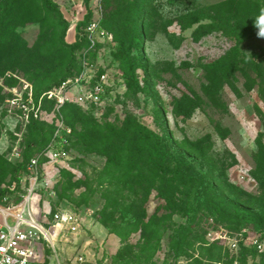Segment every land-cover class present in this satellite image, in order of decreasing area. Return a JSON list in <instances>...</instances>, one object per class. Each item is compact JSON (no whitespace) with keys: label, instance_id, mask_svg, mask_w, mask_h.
I'll return each mask as SVG.
<instances>
[{"label":"rangeland","instance_id":"rangeland-1","mask_svg":"<svg viewBox=\"0 0 264 264\" xmlns=\"http://www.w3.org/2000/svg\"><path fill=\"white\" fill-rule=\"evenodd\" d=\"M54 1L69 23L66 41L73 44L78 40L77 24L87 14L84 0ZM234 1L90 2L91 19H101L114 37L124 43L125 50L115 63L111 53L113 45L105 43L97 49L95 61L109 68L111 75L114 65L120 63L124 71L135 72L140 79L138 89L113 90L110 100L95 108L90 116L98 121H114L133 114L166 137L179 141L185 137L207 138L212 144V155L219 160L214 178L219 183V194L227 196V205L221 204L229 220L224 221L222 214L218 221L212 215L207 216L199 227L206 243L196 242L187 255L180 257L170 248L167 232L162 236L155 264H264V247L251 248L255 240L264 241V37L259 35L257 17L236 12V5L232 6ZM249 1L264 4V0ZM217 3H223L219 15L212 11ZM2 7L5 15L0 18V55L13 54L9 61H0V76L6 84L17 83L19 79L15 76L33 82L36 88L46 84L30 78L27 72L33 69L25 67V61L13 64L16 48L12 41L16 32L26 43L21 51L26 52V48L37 51L35 46L44 44L38 50L42 54L40 69L44 73L56 72L58 76L53 80L59 79L65 71L60 66L63 51L57 46L64 24L58 16L49 18L37 1L32 7L39 21L20 25L16 0H0ZM137 34L141 38L135 43ZM6 97L5 88L0 87V154L4 167L0 172V190L12 182L14 163L7 160L12 145L20 141L24 147L29 140L41 136L34 125L10 109ZM78 120L72 121L74 132L81 131ZM45 127L47 137L51 129ZM105 164V156L71 147L66 159L41 165L33 200L38 219L45 215L47 203L51 205L49 218L61 208H74L83 214L92 212L85 216L80 232L70 235V241L56 237L55 251L43 243L41 264H71L79 256L84 257L79 264H123L117 263L115 257L124 241L105 226L106 231L103 230L95 216L104 200L99 193L91 196L83 185L88 180L96 181ZM66 181L75 184V188L61 205L60 199L50 194L58 192L59 185ZM159 202L153 193L148 203L150 213ZM236 211L244 215L241 223H236ZM9 221L14 223L12 217ZM139 239L140 233H137L128 241L135 244ZM233 239L238 242L236 249L229 247Z\"/></svg>","mask_w":264,"mask_h":264},{"label":"trees","instance_id":"trees-1","mask_svg":"<svg viewBox=\"0 0 264 264\" xmlns=\"http://www.w3.org/2000/svg\"><path fill=\"white\" fill-rule=\"evenodd\" d=\"M37 1L49 18L56 15L64 24L57 46L63 51L60 66L65 72L57 80H53L58 76L56 72L49 70L44 73L40 69L42 54L38 52L44 44H37L35 46L37 51L27 50V48L26 52L21 51V46L26 43L21 41L20 35L16 32L12 41L16 48L13 64L17 65L20 61H25L24 66L33 69L32 72H27L30 78H37L46 83L36 88L35 84L30 81L35 89L36 100L44 92L59 86L66 79L81 72V52L89 46L85 28L93 20L91 19L93 16L90 7L91 0H84L87 14L84 20L77 24L78 40L73 44L68 43L65 32L69 23L54 0H16L17 23L24 25L39 21L36 17V10L32 7ZM222 5L223 3L213 5L212 11L219 15ZM235 5L236 12L243 11L252 17H258L261 9L264 8V4L260 2L252 4L249 0H239V3L235 0L232 6L235 7ZM3 7L0 8V18L5 15ZM101 25L109 30L102 20ZM140 38V34H137L135 43H138ZM114 41L111 53L115 62L125 54V50L123 42L115 37ZM101 45L103 44H98L96 50L90 52L92 58H95L97 49ZM12 55L9 52L0 55V61H9ZM117 66L123 72L127 92L138 89L140 86L138 75L135 72L124 71L120 63ZM54 105L55 101L44 99L45 108L48 107L51 110ZM94 109V107L86 108L71 102L65 103L61 107V112L72 128V121L81 119L78 120L81 131L74 132L73 128L70 148L79 147L80 150H84V153L96 152L106 157L105 167L100 171L98 179L88 180L83 185L90 190L91 196L99 193L104 200L100 212H95L97 221L110 233L118 235L124 241V245L115 257L117 263L155 264L154 258L161 246L162 236L167 232L170 248L179 257L187 255L196 242L206 243L205 238L204 240L201 238L199 227L207 216H214L216 221L219 220V214L225 216L226 211L223 204L227 205V196L219 194V183L214 178L219 168V160L212 155L211 142L204 137L197 140L185 137L180 141L172 136L166 137L144 125L133 114H128L123 119L116 118L114 121H98L90 116ZM30 123L41 136L29 140L24 147L20 143L23 150L22 160L12 162L7 159L14 163L11 170L12 182L0 190V203L3 197L12 193L9 186L13 182H17V190L20 189V181L30 158L46 146L54 132V126L45 121L32 118ZM45 126L51 129L47 137H45ZM3 169V159L0 154V172ZM74 188L75 184L71 181L59 185L60 190L55 191V194L60 199L61 205L65 197L72 194ZM153 193L160 202L150 213L148 203ZM219 196L222 197L220 202ZM176 218L183 221H177ZM227 218L225 216L223 220L226 221ZM234 218L236 223H241L244 215L236 211ZM137 233H140V239L135 244H130L128 240ZM136 247L138 249H135ZM251 248L256 249L257 247L251 246Z\"/></svg>","mask_w":264,"mask_h":264},{"label":"built area","instance_id":"built-area-1","mask_svg":"<svg viewBox=\"0 0 264 264\" xmlns=\"http://www.w3.org/2000/svg\"><path fill=\"white\" fill-rule=\"evenodd\" d=\"M85 32L89 46L81 52V72L44 92L39 99L36 100L34 86L27 79L15 76L19 80L10 86L0 76V86L7 92L6 104L12 111L18 112V116L27 122L34 118L54 126L50 141L30 158L20 181V189L17 190V182H13L9 186L12 193L3 197L0 203V264H41L44 261L40 249L43 243L51 245L55 251L57 236L66 242L70 241V235L80 232L85 216L92 215L91 211L83 214L74 208H61L49 218L51 205L48 203V208L44 210L45 215L38 219L33 207L41 165L48 161L64 160L69 155L73 128L67 123L61 107L72 102L86 108H100L110 100L113 90L124 87L126 91L122 70L114 65L111 75L109 68L101 66L90 55L98 44H115L112 32L102 27L100 19H93L86 26ZM45 98L55 101L54 107L49 111L44 107ZM45 114L48 118L44 117ZM22 159L23 150L18 141L12 145L9 160L15 162ZM55 195V191L50 194L54 197ZM9 217L14 219V223H10ZM252 246L261 249L264 241L255 240ZM229 247L236 249L238 242L230 240ZM83 261L84 257L79 256L71 264Z\"/></svg>","mask_w":264,"mask_h":264},{"label":"clouds","instance_id":"clouds-1","mask_svg":"<svg viewBox=\"0 0 264 264\" xmlns=\"http://www.w3.org/2000/svg\"><path fill=\"white\" fill-rule=\"evenodd\" d=\"M256 24L259 29V35L264 37V8L261 9L260 15L256 19Z\"/></svg>","mask_w":264,"mask_h":264},{"label":"crops","instance_id":"crops-1","mask_svg":"<svg viewBox=\"0 0 264 264\" xmlns=\"http://www.w3.org/2000/svg\"><path fill=\"white\" fill-rule=\"evenodd\" d=\"M82 1H83V0H82ZM81 5H82V3H81ZM47 204H48V203H47ZM48 205H49V204H48ZM100 227H102V229L106 231V228H105L103 225L100 224ZM100 232H101V231H100ZM111 241H113V240H111ZM113 242H114V241H113Z\"/></svg>","mask_w":264,"mask_h":264}]
</instances>
